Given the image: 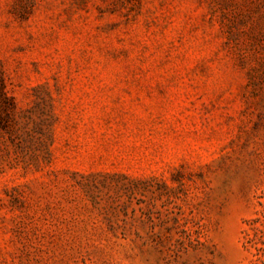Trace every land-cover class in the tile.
<instances>
[{
	"label": "rangeland",
	"instance_id": "374dc122",
	"mask_svg": "<svg viewBox=\"0 0 264 264\" xmlns=\"http://www.w3.org/2000/svg\"><path fill=\"white\" fill-rule=\"evenodd\" d=\"M0 264H264V0H0Z\"/></svg>",
	"mask_w": 264,
	"mask_h": 264
}]
</instances>
